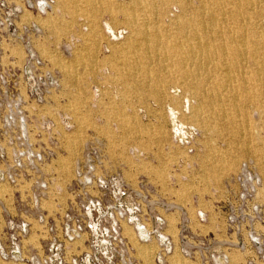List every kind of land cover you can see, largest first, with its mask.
I'll return each mask as SVG.
<instances>
[{
    "label": "rangeland",
    "instance_id": "rangeland-1",
    "mask_svg": "<svg viewBox=\"0 0 264 264\" xmlns=\"http://www.w3.org/2000/svg\"><path fill=\"white\" fill-rule=\"evenodd\" d=\"M198 5L0 0V121L38 115L46 117L43 130L52 119L73 132L58 166L48 168L62 190L82 153L99 174L123 179L132 222L120 224L132 264H264V92L249 79L255 67L234 75L235 107L215 105L182 85L173 53L139 50L145 39L176 44L175 25ZM219 22L238 30L230 19ZM69 119L74 128H63ZM14 191L0 185L4 210L29 213L27 204L18 209L8 200ZM53 203L44 209L63 204ZM109 236H100L103 245L114 243Z\"/></svg>",
    "mask_w": 264,
    "mask_h": 264
},
{
    "label": "built area",
    "instance_id": "built-area-1",
    "mask_svg": "<svg viewBox=\"0 0 264 264\" xmlns=\"http://www.w3.org/2000/svg\"><path fill=\"white\" fill-rule=\"evenodd\" d=\"M26 118L31 120V126ZM45 118L23 115L0 121V185L15 190L7 199L16 208L23 204L29 207V213L12 215L4 210L6 200L0 197V261L132 264L120 224L132 222L127 185L115 174H99L90 157L82 153L76 160L73 179L62 190V182L48 168L58 166L73 132L60 131L61 126L50 118L48 124L51 122L52 126L43 130L39 121ZM64 121L63 128H74L70 119ZM54 201L63 202L57 211L50 213L44 209L45 203ZM35 224L37 241L30 243ZM140 230L137 229L138 233ZM103 233H109L112 245H103ZM85 235L92 237L84 240Z\"/></svg>",
    "mask_w": 264,
    "mask_h": 264
},
{
    "label": "bare ground",
    "instance_id": "bare-ground-1",
    "mask_svg": "<svg viewBox=\"0 0 264 264\" xmlns=\"http://www.w3.org/2000/svg\"><path fill=\"white\" fill-rule=\"evenodd\" d=\"M226 2L198 0L199 5L194 9V17L175 25L174 33L180 38L176 44L169 46L160 45L158 42L156 45L153 44L154 39H145L144 43L139 44L142 47L139 50L146 53H173L178 58L176 66L179 71L185 73L182 76V85L194 90L196 96L210 104L222 105V101H226L235 107L237 96L231 87L234 75L246 72L249 64L255 67L251 72L250 81L259 84L264 92V0ZM235 2L238 4L236 8L228 7ZM181 9L188 11L187 2ZM227 19L236 24L237 32L229 30L224 22H219ZM157 33L158 31L143 32L149 38H154L152 36ZM212 71H216L220 77L211 76L209 73ZM202 82H214L215 85L204 88ZM222 90L225 95L219 98ZM236 111L237 109L234 110ZM213 112H216V115L224 114H221L222 110L219 108Z\"/></svg>",
    "mask_w": 264,
    "mask_h": 264
},
{
    "label": "crops",
    "instance_id": "crops-1",
    "mask_svg": "<svg viewBox=\"0 0 264 264\" xmlns=\"http://www.w3.org/2000/svg\"><path fill=\"white\" fill-rule=\"evenodd\" d=\"M72 148V147H71ZM70 152H73V150L71 149L70 150ZM61 168H62V170L64 171L65 169H66V167H67V161H65V162H61V166H60Z\"/></svg>",
    "mask_w": 264,
    "mask_h": 264
}]
</instances>
